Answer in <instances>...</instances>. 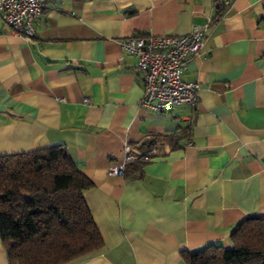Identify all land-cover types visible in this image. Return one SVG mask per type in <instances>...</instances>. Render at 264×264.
Here are the masks:
<instances>
[{"label": "crops", "instance_id": "obj_1", "mask_svg": "<svg viewBox=\"0 0 264 264\" xmlns=\"http://www.w3.org/2000/svg\"><path fill=\"white\" fill-rule=\"evenodd\" d=\"M207 23L184 72L197 105L142 107L121 40ZM58 145L94 183L104 240L66 264H186L183 250L230 247L239 221L264 217V0H49L31 38L0 13V155ZM126 145L159 149L139 178L108 172Z\"/></svg>", "mask_w": 264, "mask_h": 264}, {"label": "trees", "instance_id": "obj_2", "mask_svg": "<svg viewBox=\"0 0 264 264\" xmlns=\"http://www.w3.org/2000/svg\"><path fill=\"white\" fill-rule=\"evenodd\" d=\"M145 163L132 162L123 174L139 178ZM93 186L62 145L0 155V237L9 264H66L101 251L104 240L84 195ZM230 241L183 250L182 259L264 264V217L239 221Z\"/></svg>", "mask_w": 264, "mask_h": 264}, {"label": "built area", "instance_id": "obj_3", "mask_svg": "<svg viewBox=\"0 0 264 264\" xmlns=\"http://www.w3.org/2000/svg\"><path fill=\"white\" fill-rule=\"evenodd\" d=\"M49 0H0V13L16 34L31 38ZM209 24H196L186 35H134L121 40L122 50L137 58L135 72L141 76L143 96L140 105L166 112L179 105L193 107L199 101V84L184 78L188 61L201 54ZM84 102H89L88 98ZM123 161L109 167L111 176L123 175L132 162L149 161L159 149L142 152L126 145Z\"/></svg>", "mask_w": 264, "mask_h": 264}]
</instances>
